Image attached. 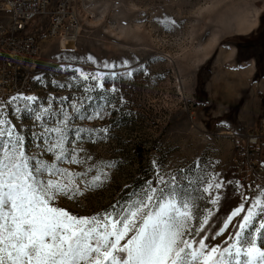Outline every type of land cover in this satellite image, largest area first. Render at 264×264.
Masks as SVG:
<instances>
[{
  "label": "rangeland",
  "instance_id": "374dc122",
  "mask_svg": "<svg viewBox=\"0 0 264 264\" xmlns=\"http://www.w3.org/2000/svg\"><path fill=\"white\" fill-rule=\"evenodd\" d=\"M88 9L72 50L42 36L44 21L30 24L39 35L34 74L21 99L0 101V115L30 152L39 143L34 132L67 117L65 147L84 162L56 163L86 174L75 178L83 194L60 196L55 206L77 217L103 216L150 186L159 195L175 183L176 199L193 206L187 238L225 246L256 200V211L264 207V94L235 55L221 53L254 33L264 0H89ZM207 61L199 94L196 75ZM43 158L55 162L51 154ZM240 206L244 212L229 222Z\"/></svg>",
  "mask_w": 264,
  "mask_h": 264
},
{
  "label": "snow or ice",
  "instance_id": "6c2138e0",
  "mask_svg": "<svg viewBox=\"0 0 264 264\" xmlns=\"http://www.w3.org/2000/svg\"><path fill=\"white\" fill-rule=\"evenodd\" d=\"M17 99L21 97L11 101ZM46 124L32 134L39 143L37 151L30 152L25 136L0 115V264H264V243H257L264 240V207L255 210L260 200L242 216L225 246L210 249L203 238H187L193 236V206L176 199L175 183L168 192L160 189L159 195L150 186L138 201L113 205L103 216L77 217L55 206L60 196L83 194L75 178L86 173L56 163L84 162L72 154L75 149L65 147L67 117L59 126ZM48 154L55 162L43 158ZM98 181L99 175L89 186ZM242 212L244 207H238L228 221ZM200 223H207V217ZM202 231L197 228L195 234Z\"/></svg>",
  "mask_w": 264,
  "mask_h": 264
},
{
  "label": "built area",
  "instance_id": "2783aa9c",
  "mask_svg": "<svg viewBox=\"0 0 264 264\" xmlns=\"http://www.w3.org/2000/svg\"><path fill=\"white\" fill-rule=\"evenodd\" d=\"M88 4L89 0H0V101L29 87L24 76L34 71L39 55V35L28 31L30 24L44 21L42 36L72 50L68 46L76 43L83 19L90 16Z\"/></svg>",
  "mask_w": 264,
  "mask_h": 264
},
{
  "label": "trees",
  "instance_id": "16d2710c",
  "mask_svg": "<svg viewBox=\"0 0 264 264\" xmlns=\"http://www.w3.org/2000/svg\"><path fill=\"white\" fill-rule=\"evenodd\" d=\"M253 32L252 35L244 36L234 43L236 47L235 59L237 62L254 59L255 70L252 81H257L264 75V15L260 17L259 24ZM209 67L210 61H207L197 72L196 80L199 94H202V86L209 76ZM221 212L222 209L219 208L216 214L221 215ZM217 215H215V218ZM214 228L212 226V230Z\"/></svg>",
  "mask_w": 264,
  "mask_h": 264
},
{
  "label": "crops",
  "instance_id": "0c3cea01",
  "mask_svg": "<svg viewBox=\"0 0 264 264\" xmlns=\"http://www.w3.org/2000/svg\"><path fill=\"white\" fill-rule=\"evenodd\" d=\"M256 26H257V23H256L255 26L251 27L247 31H250L251 29H253ZM214 53H215V50H214ZM224 53L227 54V59H233V57H234V55L236 53V50L234 48V51H231L230 48H229V49L223 51V53H221V57H222V55ZM242 63H243V65L241 67V71H243V73L246 74V77L251 78V81H252V75H253L254 70H255V61H254V59L245 60V61H242ZM252 82L256 84L255 85V92H262L264 94V75L259 80L252 81ZM247 94H248V96H250V94H252V92L250 93L249 91H247Z\"/></svg>",
  "mask_w": 264,
  "mask_h": 264
},
{
  "label": "bare ground",
  "instance_id": "6f19581e",
  "mask_svg": "<svg viewBox=\"0 0 264 264\" xmlns=\"http://www.w3.org/2000/svg\"><path fill=\"white\" fill-rule=\"evenodd\" d=\"M61 49H63L62 44H61ZM33 74L34 73L31 72V73H29V75L24 76V85H28V86L30 85ZM24 93L25 92H23V91H16L14 94L9 95V100H11L12 97H19V96L23 95Z\"/></svg>",
  "mask_w": 264,
  "mask_h": 264
}]
</instances>
